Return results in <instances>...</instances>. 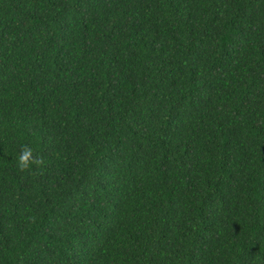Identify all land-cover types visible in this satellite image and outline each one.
I'll return each instance as SVG.
<instances>
[{
    "label": "trees",
    "instance_id": "1",
    "mask_svg": "<svg viewBox=\"0 0 264 264\" xmlns=\"http://www.w3.org/2000/svg\"><path fill=\"white\" fill-rule=\"evenodd\" d=\"M0 264H264V0H0Z\"/></svg>",
    "mask_w": 264,
    "mask_h": 264
},
{
    "label": "clouds",
    "instance_id": "2",
    "mask_svg": "<svg viewBox=\"0 0 264 264\" xmlns=\"http://www.w3.org/2000/svg\"><path fill=\"white\" fill-rule=\"evenodd\" d=\"M20 152L16 157V161L21 170L31 169L32 165L40 166L43 160L38 155H35V149L29 144H21Z\"/></svg>",
    "mask_w": 264,
    "mask_h": 264
}]
</instances>
